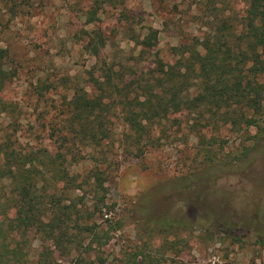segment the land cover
I'll return each instance as SVG.
<instances>
[{
	"label": "rangeland",
	"instance_id": "1",
	"mask_svg": "<svg viewBox=\"0 0 264 264\" xmlns=\"http://www.w3.org/2000/svg\"><path fill=\"white\" fill-rule=\"evenodd\" d=\"M245 10L244 0H0V47L13 75L0 127H16L21 148L55 152L49 127L62 122L76 88L91 92L107 74L150 79L176 61L175 48L203 52L209 27L222 18L240 24ZM148 29L158 31L151 48L138 43ZM114 111L109 140L68 155L74 221L93 225L98 238L89 248L80 235L68 255L55 251L56 264H264V130L168 110L140 139ZM97 168L104 206L88 180ZM29 243L36 261L40 236L31 232Z\"/></svg>",
	"mask_w": 264,
	"mask_h": 264
},
{
	"label": "trees",
	"instance_id": "2",
	"mask_svg": "<svg viewBox=\"0 0 264 264\" xmlns=\"http://www.w3.org/2000/svg\"><path fill=\"white\" fill-rule=\"evenodd\" d=\"M244 1L241 23L222 18L211 25L200 43L203 52L196 45L183 44L175 48L176 61L170 65L162 62L150 79L137 77L127 82L107 74L94 80L91 92L76 88L62 122L49 127V135L57 143L55 152L21 148L14 136L17 128L0 127V264H56L55 251L68 255L83 234L90 236L91 248L98 238L96 228L74 221L76 205L67 193V184L76 188L68 155L74 156L80 145L102 146L109 140L111 115L117 108L140 139H150L146 122L162 118L168 110L191 111L197 122L221 120L264 130L260 123L264 119V0ZM157 33L148 29L138 43L153 47ZM8 56V50L0 47V114L11 108L2 96L13 76ZM89 178H94L96 194L103 192L99 200L104 206L103 171L97 168ZM61 183L65 185L60 187ZM31 232L41 239V251L32 262ZM258 241L264 244V239Z\"/></svg>",
	"mask_w": 264,
	"mask_h": 264
}]
</instances>
